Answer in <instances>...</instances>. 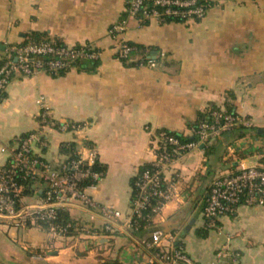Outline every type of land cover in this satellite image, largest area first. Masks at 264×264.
Masks as SVG:
<instances>
[{
  "label": "crops",
  "instance_id": "0c3cea01",
  "mask_svg": "<svg viewBox=\"0 0 264 264\" xmlns=\"http://www.w3.org/2000/svg\"><path fill=\"white\" fill-rule=\"evenodd\" d=\"M211 1L215 6L197 23L152 20L139 27L130 20L126 40L149 49L155 65L128 67L109 34L127 0H0V61L31 34L100 52L96 73L75 68L57 77L41 73L11 81L0 99V168L17 139L38 130L43 98L52 118L87 123L88 129L80 135L44 131L47 146L35 154L56 164L69 156L62 148L70 145L93 160L103 178L89 194L98 207H112L125 219L134 180L154 159L153 133L188 136L211 106L223 108L229 100L249 126L175 163L181 176L176 198L153 227L178 233L195 264H264V208L241 206L211 229L203 217L216 178L240 163L264 162V0ZM39 196L31 194L27 201ZM67 212L74 230L63 237L0 222V264H149L140 244L148 232L138 238L122 223L106 232L107 221L98 212L82 206ZM88 229L97 237H88ZM227 243L234 260L220 255Z\"/></svg>",
  "mask_w": 264,
  "mask_h": 264
},
{
  "label": "built area",
  "instance_id": "2783aa9c",
  "mask_svg": "<svg viewBox=\"0 0 264 264\" xmlns=\"http://www.w3.org/2000/svg\"><path fill=\"white\" fill-rule=\"evenodd\" d=\"M198 1L128 0L126 16L109 29L116 41L117 57L126 60L136 51L125 38L130 20L136 21L139 27L152 20L166 24L169 17L179 18L184 23L194 22V17L203 19L207 14L203 6L197 5ZM48 56L54 58L47 59ZM99 58L100 52L90 45L71 47L63 43L60 46L53 39L10 48L0 61V99L15 77L41 73L56 75L59 71L75 69L74 61ZM147 65L153 67L155 64L148 61ZM38 105L41 109L38 130L17 139L8 162L0 168V222L16 230L30 226L43 228L55 237H63L70 233L72 225L57 223L59 211L82 206L98 212L107 221L106 232H114L117 223L119 226L122 223L123 229L131 232L137 230L141 222H146L145 228L151 231L140 244L149 253V264H195L180 243L178 233L153 227L154 219L176 198L181 176L174 170V165L201 145L221 139L239 126H249L248 121L238 113L220 109L200 119L189 130L188 136L183 135L184 139L166 131L153 133L154 159L150 168L139 172L134 183L131 212L123 219L122 213L112 207H98L89 194L103 178V173L94 169L93 160L76 153L74 159L68 156L54 164L35 154L36 148L47 146L44 131L80 135L88 129L87 123L52 118L43 98L39 99ZM22 181L42 186L38 189L41 196L34 203L27 201ZM241 206L264 208V162L252 166L240 163L213 181L203 208L206 227L215 228L220 219L235 215ZM84 232L90 238L97 237L90 229ZM220 255L226 260H234L236 256L229 243L221 248Z\"/></svg>",
  "mask_w": 264,
  "mask_h": 264
},
{
  "label": "trees",
  "instance_id": "16d2710c",
  "mask_svg": "<svg viewBox=\"0 0 264 264\" xmlns=\"http://www.w3.org/2000/svg\"><path fill=\"white\" fill-rule=\"evenodd\" d=\"M197 5L198 6H203L205 8V10H207V13H208V11L212 7L215 6V2H213L211 0H199ZM125 16H126V14H124V16L122 18H124ZM201 20L202 19H197V18L194 17V22H196V23L200 22ZM168 23H183L184 24V21L179 19V18L169 17L167 19V23L166 24H168ZM48 40H50V38L48 36H46V35L31 34L28 37V39H26L18 47L25 46L28 43H42V42H45V41H48ZM55 42H56L57 45H60V46L63 45V42L60 41V40H56L55 39ZM129 44L132 45L133 47H135L136 51L132 52L131 55L128 57V59H126V60L120 59L124 63V65H126L128 67H138L140 65H145L149 60H151V51L149 49H147V48H145L143 46H139V45L130 43V42H129ZM49 58L50 59L54 58V56H48L47 59H49ZM99 64H100L99 59H97V60H87V59L85 60L84 59V60L74 61V66L76 67V69L78 71H80V72H86V73H96L97 70H98ZM66 72L65 71H59L56 75H52V76H54V77L55 76L56 77L57 76H61V75L65 74ZM220 109H225L229 113H234V114L236 113L234 107L231 105V103H229V100H227L225 102V105H224L223 108L216 107V106H211L210 109L200 117V119L205 118L208 115V113H211V112H214V111H220ZM241 128H243V126H239L236 129L232 130L231 132L236 131V130L241 129ZM166 132H169V134L174 135L176 137L183 138L182 134L173 133V132H170V131H166ZM231 132H229V133H231ZM185 138L187 140H193L192 138H189V137H185ZM62 150H63V152H65L66 154L69 155L70 159H74L76 157V153H75V151H74L72 146H70V145L65 146V147L62 148ZM148 168H150V164L144 166L140 170V172H142L143 170L148 169ZM94 169L96 171L102 172L101 168H99L98 165H95ZM136 179H137V177H136ZM136 179L134 180V183H135ZM22 183L25 186V193H24L25 196H29V195L34 194V193L35 194L36 193L39 194L38 188L36 189L34 187L36 185H40V183H38V184L35 183L36 185L34 183L30 182V181H22ZM134 183H133V190H134ZM39 223L43 227L46 226L43 222H39ZM57 223L60 224V225H63V226L71 224L72 227L69 230L70 231L74 230L72 221L70 220L69 214H68V212L66 210H60L59 211V218L57 220ZM146 225H147L146 222H144V221L141 222L140 223V227L137 230L133 229L131 231L132 235H134V236H136L138 238H141L147 232L149 233L151 230H150V228H145Z\"/></svg>",
  "mask_w": 264,
  "mask_h": 264
}]
</instances>
